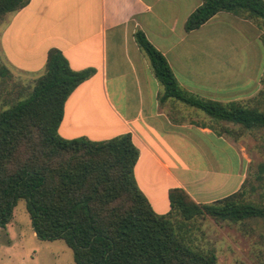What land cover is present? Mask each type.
I'll return each mask as SVG.
<instances>
[{
    "label": "trees",
    "instance_id": "obj_1",
    "mask_svg": "<svg viewBox=\"0 0 264 264\" xmlns=\"http://www.w3.org/2000/svg\"><path fill=\"white\" fill-rule=\"evenodd\" d=\"M28 2L0 0V20ZM221 11L259 19L264 27V0H202L184 28L197 29ZM134 37L163 85L161 99L181 100L218 122L264 129L263 109L185 90L145 33L138 29ZM6 72L0 68V75ZM94 72L93 67L72 69L65 55L51 48L30 94L0 111V226L25 199L35 235L64 240L74 264H217L213 248H194L185 239V222L205 215L231 222L264 220V204L245 200L243 189L199 203L185 189L172 187L169 211L157 213L134 176L139 149L131 133L99 141L58 133L67 97ZM259 171L264 172V164ZM175 213L182 222H175Z\"/></svg>",
    "mask_w": 264,
    "mask_h": 264
},
{
    "label": "crops",
    "instance_id": "obj_2",
    "mask_svg": "<svg viewBox=\"0 0 264 264\" xmlns=\"http://www.w3.org/2000/svg\"><path fill=\"white\" fill-rule=\"evenodd\" d=\"M201 3L202 0H29L24 7L8 12L0 29V51L11 69L38 77L51 48H58L74 70L95 68L67 97L58 133L64 138L95 141L131 133L139 149L133 169L137 185L160 214L170 209V188L181 187L200 203L202 184L208 176L218 181L232 176L229 169L221 172L212 166L185 162L195 158L193 150L200 157L204 144L201 137L229 146L231 138L194 120L199 115L194 106L172 97L161 99L163 85L134 37L138 29L145 33L165 55L185 90L223 102L236 100L221 92L213 75L201 77L196 71L193 52L201 37L210 36L216 27L224 30L220 25L229 27L217 20L232 14L221 11L224 13H217L199 28L186 31L185 20ZM200 81L207 86L198 88L195 83ZM105 121L108 130L98 133ZM185 143L189 145L187 152ZM213 156L208 149V158L215 160ZM243 158L240 169L244 172V153ZM203 197L207 202L218 196Z\"/></svg>",
    "mask_w": 264,
    "mask_h": 264
},
{
    "label": "rangeland",
    "instance_id": "obj_3",
    "mask_svg": "<svg viewBox=\"0 0 264 264\" xmlns=\"http://www.w3.org/2000/svg\"><path fill=\"white\" fill-rule=\"evenodd\" d=\"M3 19L0 20V29ZM217 21L220 24L226 22L230 26L220 25L225 29L216 27V31L209 32L210 36L201 37L198 48L193 52L196 71L201 77L209 74L217 78L215 83L221 86V92L231 95L230 99L264 110V27L261 20L246 15L228 14L226 17H219ZM2 67L7 72L0 75V111L27 97L37 79L22 70L11 69L0 51V68ZM182 82L194 84L192 81ZM195 85L201 89L207 86L201 81ZM195 109L199 115L194 120L225 132L232 141L229 146L221 141L214 144L201 137L204 144L200 157L193 150L195 158L185 159V162L199 167L212 166L221 172L228 169L232 172V176L223 181L208 176L202 184L200 203H212L243 189L245 200L264 204V172L259 171V166L264 164V129L247 130L238 124L214 121L201 109ZM185 117L193 119L191 115L186 114ZM108 128L105 121L98 133ZM188 147L185 143L186 152ZM208 149L213 151L215 160L208 158ZM243 153L246 161L244 172L240 169L243 166ZM236 184V189L230 192ZM204 195L218 197L205 202ZM173 218L175 222L183 221L178 213ZM184 229L183 236L194 248H213L217 264H264L262 218L231 222L215 220L205 215L186 221ZM0 264H74V260L73 252L64 240H42L35 235L26 201L19 199L13 207L10 221L4 227L0 226Z\"/></svg>",
    "mask_w": 264,
    "mask_h": 264
}]
</instances>
